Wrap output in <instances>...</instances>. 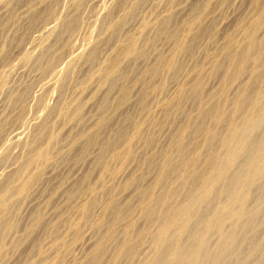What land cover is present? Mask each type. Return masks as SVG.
I'll return each mask as SVG.
<instances>
[{"label":"bare ground","instance_id":"1","mask_svg":"<svg viewBox=\"0 0 264 264\" xmlns=\"http://www.w3.org/2000/svg\"><path fill=\"white\" fill-rule=\"evenodd\" d=\"M12 2L13 0H8L7 6L3 7L8 8ZM42 2L43 5L38 6L36 3L29 7V14L26 15L29 24L38 19L45 22L56 15L59 0ZM130 2L131 0H119L113 7L117 10L124 9L128 4L132 6L130 4L133 2ZM207 3L200 0L195 4L193 2L194 9H198L195 10L196 17L204 18L210 12L207 10L205 13ZM84 5V0H73L72 9L66 18H62L58 26L50 25L52 26L49 29L50 34L53 33L50 43L49 41V44L45 43L35 56L27 49L28 42L22 44L26 41L23 38L28 35L30 29L25 33L24 28L23 34L19 35L22 42L19 53L23 54L26 61L32 59L41 69V74L49 75L48 78L56 72L60 62L62 63L65 58L61 48L68 44L70 37L68 34L72 35L79 24L81 8ZM256 7L250 15L252 17L249 20V27L245 30L243 43H240V46L239 44L232 46L233 41L230 39L228 43L227 40V44L221 48L223 60L212 62L213 67L209 71L212 75L220 71V89L212 93L207 108L200 105L204 92L205 94L208 92L205 90L207 87L203 86L207 73L202 75L203 73L198 72L195 76L189 73L192 66L197 67L199 56L206 50V42L211 36H207L208 31L210 28L216 30L218 27L217 17L209 21V24H212L210 28L207 24L208 27H205L206 25L201 27L205 24L201 23L196 26L191 36H184L181 35L182 32L180 33L178 23H175V17L167 16L169 14L163 16L162 13V19L154 26L149 27L150 22L141 20L143 31L135 35L131 32L136 20L130 24L128 20L133 14L131 16L125 14L119 23L111 25L114 38L107 40L110 43L104 42L106 45L103 48L100 41L105 39L102 38L88 47L87 53L80 59L68 54L66 67L61 76L59 73V95L56 103L53 102L54 106L49 108L37 125L35 124L25 153L19 157H13L10 151H2L0 154V174L1 170H4L0 179V264H49L53 261L60 264H264V226L260 225L264 224L260 222L264 219V103L258 107V92L261 93L263 90L260 88L258 90L259 83H255L260 76L264 82V74H259L257 70L264 64V1L263 5L258 4ZM12 8L14 9L13 6ZM111 10L108 9L110 12ZM132 10L131 12H135ZM110 12L107 14L111 18L113 15ZM12 14L11 9H8V13L1 18L3 26L9 27L13 24ZM181 14L183 16V13ZM202 14L204 15L201 16ZM105 18L98 23L99 32L102 31L101 28L110 26ZM112 19L114 20V17ZM226 29L227 32L228 27ZM122 36L125 38L122 39ZM17 38L19 37H16V41ZM163 38H170L173 45L168 46V49L161 48ZM177 53L183 54V58L179 57L181 60L176 58ZM6 55L8 54L3 53L0 58L5 59ZM82 60L88 64L85 72L83 71L86 76L88 73L93 74L94 65L98 63L100 74L98 73L96 84L98 85L100 81L109 83L108 87L102 88L96 97L97 101L91 103L89 108H86V100L94 92L96 84L89 91L88 89L80 90L79 93H76L78 90L75 91L70 100L66 101L74 72ZM2 61L0 60V63ZM159 76L167 79L168 77L178 79L181 76L180 81L186 76V84L183 81L184 84L179 88L181 95L184 99L193 97L198 103L193 106L199 107V115L196 117L182 110L185 116L184 127L175 125L173 131L171 128L172 132L167 134L166 141L161 145L157 144L155 138L157 124L159 129L161 124H167L165 121L174 117L176 110L179 111V106L176 101L164 104L161 111H158L162 115L161 123H157L158 112L153 111L151 102L154 99L156 102L157 99L154 90ZM0 80L6 78H1L0 75ZM235 81L237 90L234 89L237 94L231 100L228 87ZM32 84L29 83L23 90L17 92L12 88L15 92L14 106L12 105L14 110L26 100L30 89L32 90ZM216 85H219V80ZM228 100L235 106L233 111L240 112V116L235 120L225 116L228 112L225 114L224 104ZM122 106H125V112L120 110L121 114L124 113L123 117L121 114L119 116L120 112L116 116ZM94 108L98 109L96 115L86 119L87 114L95 111ZM243 109H247L248 113L244 111L246 114L241 115ZM24 112L21 105L16 110V118L14 116L13 118L16 121L22 120ZM31 113L34 114L33 111ZM60 116L66 123L63 128L61 125L63 120L56 123ZM241 116L245 118L244 123L242 122L244 126L238 122ZM169 125L171 124L168 123L167 126ZM3 126L4 124L0 122V134ZM17 129L11 131V136L15 139H19L23 134V131ZM186 130H189V133L185 135L183 132ZM198 134L201 135V142L195 144ZM63 141L66 142L63 144ZM237 141L240 143L238 150L230 147L229 142L237 144ZM121 145L125 148L123 155L129 160V164L121 174L116 176L113 172L109 174L111 183L110 178L98 180L99 186L108 184L104 191L105 199H102L96 190L97 187H91V184L93 180L100 178L101 170L107 168L106 158L118 157L115 150ZM0 146L1 149L3 146ZM75 146H79V150L73 153ZM149 146H153L151 150ZM67 147H70L69 151L63 154ZM173 149L189 155L175 163ZM61 157L64 159L72 157L71 162H75L74 166L86 163L80 175L72 177L68 184H65L67 175L56 173ZM133 162H137L140 169L144 167V172L138 175L137 165L136 168H130ZM233 162L234 166L231 165ZM59 169L58 167L57 170ZM175 177L178 179L176 186L172 185ZM206 186L207 188H204ZM252 189L256 193L249 196ZM57 192L63 203L70 197L73 203L76 200L79 223L71 235L72 238L75 234L78 237L82 232L85 236L82 237H87L77 245L79 254L75 253L76 249L70 252L69 247L65 245L66 242L58 243L61 228L68 225L64 218V210L72 206V203L59 207ZM133 196L134 200L131 199ZM89 197L90 200L87 201ZM200 201L205 202L203 204L205 210L203 207H201L203 210L196 208ZM137 203L141 208V222L134 219L133 215ZM195 210L198 213H195ZM191 215L193 217L188 218ZM151 226L155 227L153 232ZM53 233L56 235L49 236ZM214 233H219V240L214 238L217 242L211 239ZM148 234L152 238L150 251L149 248L141 249L143 245L140 247L144 236ZM46 241H49L51 250L46 248Z\"/></svg>","mask_w":264,"mask_h":264},{"label":"rangeland","instance_id":"2","mask_svg":"<svg viewBox=\"0 0 264 264\" xmlns=\"http://www.w3.org/2000/svg\"><path fill=\"white\" fill-rule=\"evenodd\" d=\"M6 1V2H5ZM43 0H13V2L11 3V6H9L8 8H6L5 6H7V3H8V0H0V40H2L1 42L7 44L4 45L1 43L0 44V56L2 57L3 53L4 54H8L6 55L5 59H1L0 60H3L1 63H0V75H1V78H6V80H0V111H1V115H0V122L4 124L3 126V129H2V133L0 134V145H2L3 147L0 149V154L2 151H10L11 154L14 156H21L25 153V150H26V144L27 142L29 141V139L31 138L34 130H35V126L38 124V122L41 120L42 116L44 114H47V112L49 111V108L51 106H54V104L56 103V100L58 98L57 95H59V89H58V83H59V78L60 76L62 75L63 73V70L65 69L66 67V61L68 60V57L69 55L68 54H71V57L74 56L76 57L77 59H80L82 58V56L85 55L86 52V49L88 47H90L92 44H95L96 42H98L100 39L103 38V40L105 39V41H100L102 43V48L106 45V43H108L109 41H107L108 39H113V33L111 31V25H116L117 23H119V21L122 19V16L124 17L125 14L127 16H131L132 14V18L129 19V23H134V21L136 22L135 26L133 27V30L131 32V34H135V35H139L143 29L141 28V20L143 21H148L147 23L150 22L149 24V27L150 26H154L156 22H158V20L162 19L163 16L167 15V16H173L175 17L176 21L175 23H178V26H179V29H180V33L181 35H184V36H191V34H193V32L196 30V28L201 24V23H205L203 24L201 27H204L206 24L209 26V28L212 26V24H209L213 18L217 19L216 20H219L217 21L218 23V27L215 29H211L208 31L207 33V36H209L210 38L208 39V41L206 42V50L201 53V55L199 56V59L197 60V67L194 65L190 68L191 72L189 74H193L194 76L196 74L199 73H203L202 75H205L206 73V82L204 83V88L205 90L207 89L208 90V94L206 95L205 92H204V95L202 97V100L200 101V105L207 108L208 107V101L210 102V97L211 95L213 96L212 93H216L218 91V89H220V71L219 73H216L215 74H211L210 71L213 67V64L212 62L214 63L215 61H218L221 62L223 60V56L221 54V48L227 44V40H228V43H229V40L232 42V46H235L238 45L240 46V43L242 44L244 39H245V30L247 27H249L250 25V18L252 16H250L253 12V10L255 8H257L256 6L259 4V5H263V1L264 0H261L260 2H258V0H200V1H207V8H206V11L205 13H207L206 16L203 17H196V9L195 8V3L198 2L199 0H141L142 4L140 1L138 0H131V3L130 5L132 6H128L126 8H122V9H118L117 8H114L116 6V2L118 3L119 0H89V2L87 0H84L85 1V5L84 7L81 8V13H80V21H79V24L76 26V28L73 30V34L70 35L68 34V44L66 46H64L63 48H61L62 52L61 53H65L64 54V60H63V64L60 62L59 64V68L57 67L56 69V72L51 74V76L48 78V76L46 75H43L41 74V69L36 65L34 64V62L32 61V59H29L28 61H26L24 58H23V54L19 53L20 49H22V47L20 48V46L22 44H24L25 42L27 44V49L29 51H31V55H37L36 53H38L41 49H42V46L46 43H50V41L52 40V37H53V33L50 34V31L49 29H51L52 26L50 25H53L54 27L57 25L60 24V21L62 18H66V16L68 15V13L70 12V10L72 9V5H73V0H59V3L58 6L56 7V15L53 17H51L50 19H48L47 21H43V20H36L33 21L32 24H29L27 22V16L29 14V11H30V8L32 5L36 4L38 6L40 5H43L42 2ZM111 1V2H110ZM138 1V2H137ZM176 1V2H174ZM88 2V3H87ZM137 2V3H136ZM140 2V4H138ZM170 2H171V5H170ZM194 2V4H193ZM262 2V3H261ZM19 3V4H18ZM62 3V4H61ZM201 3V2H200ZM14 4V5H13ZM139 5V8H138V5ZM181 4V5H180ZM193 4V5H192ZM3 5H5L3 7ZM17 5V6H16ZM88 5V6H87ZM108 5V6H107ZM134 5L135 8H134ZM170 5V6H169ZM12 6L14 7V9L12 8ZM36 6V7H38ZM87 6V7H86ZM91 6V7H90ZM114 6V7H113ZM189 6V7H188ZM64 7V9L62 8ZM111 7V8H110ZM129 7V8H128ZM137 7V9H136ZM175 7V8H174ZM247 7V8H246ZM59 8V9H58ZM168 8V9H167ZM189 12H188V10ZM192 8V9H191ZM2 9V10H1ZM6 9H7V12H6ZM8 9H11V12L13 13L12 14V21H13V24H11V26L9 25L8 26H3L2 25V22H1V18L4 17L7 13H8ZM13 9V10H12ZM25 9V10H24ZM63 9V10H62ZM83 9V10H82ZM108 9H114L113 11L111 10L108 11ZM128 9V10H127ZM132 9H135V10H132ZM167 9V10H166ZM213 9V11H212ZM117 10V12L115 11ZM127 12H126V11ZM132 11H135V12H131ZM172 10V11H171ZM186 10V11H185ZM194 10V11H192ZM196 10V11H195ZM208 10V11H207ZM15 11V12H14ZM25 11V12H24ZM84 11V12H83ZM119 11V12H118ZM121 11V12H120ZM124 11V12H122ZM129 11V12H128ZM139 11V12H138ZM177 13H176V12ZM186 13H184V12ZM67 12V13H66ZM112 14L111 18H110V15H108L107 13ZM137 12V13H136ZM175 15H173L174 13ZM17 16H16V14ZM28 13V14H27ZM58 13V14H57ZM124 13V14H123ZM128 13V14H127ZM131 13V14H129ZM162 13H163V16H162ZM180 13V14H179ZM183 13V16L182 14ZM189 13V15L187 14ZM193 13V14H192ZM5 14V15H4ZM10 14V12H9ZM62 14V15H61ZM109 16H107V15ZM116 14V15H115ZM136 14V15H135ZM171 14V15H170ZM191 14V15H190ZM201 14V13H200ZM210 14V15H209ZM213 14V15H211ZM27 15V16H26ZM180 15V16H179ZM185 15V17H184ZM195 15V16H193ZM204 14H202L201 16H203ZM209 15V16H208ZM102 16V17H101ZM121 16V18H120ZM160 16V18H159ZM178 16V17H177ZM182 16V17H181ZM207 16H208V19H207ZM211 16V17H210ZM215 16V17H214ZM82 17V18H81ZM103 17H106L105 19L108 20L110 26L106 27V28H101L102 31H100V27H99V24L102 20ZM114 17V20L112 19ZM135 17V18H134ZM187 17V19H186ZM120 18V19H119ZM142 18V19H141ZM178 18V19H177ZM179 18L181 20H179ZM184 18V19H183ZM196 18V19H195ZM211 18V19H210ZM219 18V19H218ZM241 18V19H240ZM112 19V20H110ZM132 19L133 22H132ZM82 20V21H81ZM178 20V21H177ZM184 20V21H182ZM187 20V21H186ZM204 20V21H203ZM206 20V21H205ZM223 20V21H222ZM16 21V22H15ZM39 21V22H38ZM140 21V22H139ZM234 21H236V23H234ZM181 22V23H180ZM183 22V23H182ZM224 22V23H223ZM229 22V23H228ZM249 23V24H246V23ZM47 23V24H46ZM52 23V24H51ZM112 23V24H111ZM130 23V24H131ZM175 23H173L172 25L174 26ZM180 23V24H179ZM29 24V25H28ZM49 24V25H48ZM197 24V25H195ZM226 24V25H225ZM246 24V25H245ZM34 25V26H33ZM127 25V24H126ZM205 26V27H208V26ZM21 26V27H20ZM30 26H33L30 28ZM50 26V28H49ZM172 26V27H173ZM184 26V27H183ZM197 26V27H196ZM246 26V27H245ZM13 27V28H12ZM45 27V28H44ZM48 29H47V28ZM79 29H78V28ZM96 27V28H95ZM98 27V28H97ZM228 27V33L226 32V28ZM26 29V32L30 29V31H28V35L26 34V36H24L25 38H23L24 40L26 41H23V43L20 41L21 40V35L23 34L22 32L25 31ZM94 28V30H93ZM225 28V29H223ZM4 29V31H3ZM6 29V30H5ZM96 29V30H95ZM186 29V30H185ZM188 29V30H187ZM193 29V31H192ZM195 29V30H194ZM231 29V30H230ZM225 30V31H224ZM191 31V33H190ZM211 31V32H210ZM97 32V33H96ZM19 33V34H18ZM95 33H96V37H95ZM226 33V34H225ZM4 34V35H3ZM21 34V35H20ZM49 34V36H48ZM93 34V36H92ZM237 34V35H236ZM20 35V36H19ZM25 35V34H24ZM99 36V37H98ZM112 36V37H111ZM16 37H19V41L17 40L16 41ZM51 37V38H50ZM124 36H122V39H123ZM46 38V40H45ZM67 38V37H66ZM125 38V37H124ZM236 38V39H235ZM5 39V40H4ZM7 39V40H6ZM15 39V40H14ZM49 39V40H48ZM51 39V40H50ZM95 41H94V40ZM9 40V41H8ZM12 40V41H11ZM28 40V41H27ZM11 41V43H10ZM16 41V42H15ZM172 41V40H171ZM170 41V38H163L162 40V45L164 46H161V48L163 49H168L167 47L170 46V45H173V43H171ZM240 41V42H239ZM14 42V43H13ZM106 42V43H104ZM236 42V43H235ZM22 43V44H20ZM48 43V44H49ZM110 43V42H109ZM2 45V46H1ZM10 45V46H9ZM6 46V47H5ZM32 46V47H31ZM33 46H36V47H33ZM100 46V48H101ZM166 46V47H165ZM8 50L9 53H8ZM36 50V51H35ZM12 51V53H11ZM72 51V53H71ZM7 52V53H6ZM2 53V54H1ZM84 53V54H83ZM16 54V55H15ZM19 54V55H18ZM15 55V56H14ZM81 55V56H80ZM10 58H8V57ZM14 56V57H13ZM67 56V57H66ZM20 57V58H19ZM183 58V54H179L177 53L176 55V58H178L179 60H181V58ZM17 58V60H16ZM63 58V57H62ZM13 60V61H12ZM10 63H9V62ZM12 61V62H11ZM65 61V62H64ZM84 61V60H82ZM81 61V62H82ZM4 62V64H3ZM79 64L78 68H76L75 72H74V77H73V80L72 82L70 83L69 85V89H68V92H67V97H66V101L70 100V96L78 90V92L76 93H79L80 90L83 91V90H87L89 91V89L95 85L97 83V80H98V77H99V64L95 63L94 65V68H93V71L91 73H88V75L86 76V74L84 73L85 72V69L88 67V64L84 62H82ZM29 64V65H28ZM87 64V65H85ZM11 65V66H10ZM31 65V66H30ZM65 65V66H64ZM83 65V67H81ZM85 65V66H84ZM21 66V67H20ZM252 66V65H251ZM34 67V68H33ZM251 67H249L250 69ZM35 69V70H34ZM196 69V70H195ZM210 69V71H209ZM248 69V71H249ZM62 70V71H61ZM83 72H81V71ZM198 70V71H197ZM259 74L263 75L264 74V64L260 67V68H257ZM17 71V72H16ZM26 71V72H25ZM23 72V73H22ZM59 73H60V76H59ZM99 73V74H98ZM187 73V72H186ZM84 74V75H83ZM184 74V73H183ZM209 74V75H208ZM48 78H46V77ZM217 76V77H216ZM259 76V75H258ZM209 77V78H208ZM262 76L259 77V80L258 81H255V83H259L257 89L259 90V88L261 89V91L263 90L264 91V82L262 81V79H260ZM166 78V79H164ZM164 78H161L160 76L157 77V79H160V80H157L156 79V88H155V96H156V102H155V99L154 101L151 102V107L153 109V111L155 112H158V111H161V107L164 105V104H168V103H171V102H178V106H179V111L176 110V114L174 115V117H172L171 120H166L165 123L167 122L170 123L171 125L167 126V124H161L160 126V129L158 127V124H157V128L155 129L156 132H155V138H157V144L161 145L163 142L166 141V138H167V134L169 135L170 132L173 131V129L175 128V125H180V126H183L184 127V124H185V116L183 115L184 112H187L189 113L191 116L193 117H196L199 115V107L197 106H193V105H196L198 104L196 101V99H194L193 97H185L184 99V96L181 95V92H180V87H182L181 85H183L185 82H186V79L187 77L186 76H183L182 77V81H180L181 79V76L176 79V78H170L168 77H164ZM170 78V79H169ZM14 79V80H13ZM162 79V80H161ZM257 79V77L255 78ZM9 80V81H8ZM214 80V81H213ZM218 80H219V85H216L218 84ZM179 81V82H178ZM184 81V83H183ZM217 83H216V82ZM15 82V83H14ZM53 82V84H52ZM177 82V83H176ZM214 82V83H213ZM237 81H235V85L233 84H230L229 87H228V92H229V98L232 100L234 98V96H236L237 94ZM2 83V84H1ZM29 83H33L31 85V88L32 90L30 89V92L28 93V95L31 96V93L32 91L33 92V95L30 97H28L27 95V98L26 100L19 104L16 108V110L21 107H23L24 109V115H23V118L22 120H17L14 119L16 118V110L13 109V104H14V96H15V92L18 91H21L25 88L26 85H28ZM39 83V84H38ZM19 84V85H18ZM186 84V83H185ZM51 85V86H50ZM97 85V84H96ZM109 83L106 82V81H100L99 84L97 85V87L94 89V92H92L91 96H89L86 100V108L90 107L91 103H93L95 100L97 101V98L98 95L100 94V92L102 91V88H106V86L108 87ZM206 85V86H205ZM213 87H212V86ZM39 86V87H38ZM34 87V88H33ZM88 87V88H87ZM14 91H12L13 89ZM17 88V89H16ZM56 89V92H54V90ZM79 88V89H78ZM169 88V89H168ZM184 88V87H183ZM236 90H235V89ZM7 89V90H6ZM9 90V91H8ZM14 92V93H12ZM235 90V91H234ZM47 91V92H46ZM153 91V92H154ZM170 91V92H169ZM263 91L261 93H259L258 91V107L263 105L264 103V95H263ZM46 92V94H45ZM236 92V93H235ZM35 93V95H34ZM37 93V94H36ZM44 93V94H42ZM69 93V94H68ZM234 94V95H233ZM45 95V96H44ZM231 95V96H230ZM36 96V97H35ZM43 96V97H42ZM183 96V97H182ZM35 97V98H34ZM39 97V98H38ZM41 97V98H40ZM182 100H181V98ZM29 98V99H28ZM31 98V99H30ZM190 98V99H189ZM261 98V99H260ZM38 99V100H37ZM41 99V101L39 100ZM54 99V100H52ZM209 99V100H208ZM36 100V101H35ZM43 100V101H42ZM231 100H228L227 103L224 104L225 106V116L227 118V116L230 117V119H234L238 116H240V112H234L233 109H234V105L232 103ZM27 101V102H26ZM35 101V102H34ZM45 101V102H44ZM34 102V103H33ZM42 102V103H41ZM53 102H55L54 104H52ZM196 102V103H195ZM207 102V103H206ZM31 103V104H29ZM33 103V104H32ZM155 103V104H154ZM26 104V105H25ZM230 104V105H229ZM13 105V106H12ZM28 105V106H27ZM33 105V106H32ZM35 105V106H34ZM45 105V106H44ZM199 105V106H200ZM2 106V107H1ZM157 106V107H156ZM11 107V108H10ZM39 107V108H38ZM124 107V108H123ZM29 108V110H28ZM31 108V110H30ZM2 109V110H1ZM95 111H93V113H89L87 114L86 116V119L90 118V117H93L94 115H96V112H97V108L93 109ZM125 112V106H122L119 108V110L117 111V115L118 116V112L119 113V116L124 115L121 114L122 112ZM124 110V111H123ZM182 110L184 112H182ZM7 111V112H6ZM12 111V112H11ZM34 112V114H32L31 112ZM233 111V112H232ZM248 113L247 109H243L242 112H241V115H243V113ZM44 112V113H43ZM133 112H135V110L133 109ZM27 113V114H26ZM42 113V115H41ZM161 112H158L157 114V119L159 122L157 123H161L160 119L162 117V115H160ZM182 113V114H181ZM245 113V114H246ZM32 114V115H31ZM121 114V115H120ZM135 114V113H134ZM180 114V115H179ZM7 115H9L7 117ZM37 115V116H36ZM14 116V118H13ZM34 116V117H33ZM182 116V117H181ZM7 117V118H6ZM25 117V118H24ZM135 117V116H134ZM244 116H241L240 119L238 120V122L244 126V119L243 118ZM182 118V119H181ZM13 119V120H10ZM138 119V117H137ZM2 120V121H1ZM27 120V121H26ZM56 123L58 122H62L61 125H62V128H63V125H65V121L63 119V117L61 118V116L56 119ZM182 120V121H181ZM16 121V122H14ZM157 121V120H156ZM243 122V123H242ZM20 123L22 126H24L22 128V126H20ZM238 123V125L240 126V124ZM19 124V125H17ZM36 124V125H35ZM60 124V123H59ZM71 126L73 125V122H71L70 124ZM69 125V126H70ZM28 126H30L29 128H27ZM68 126V127H69ZM11 127V128H10ZM20 128V129H17V128ZM32 127V128H31ZM34 127V128H33ZM170 127V128H169ZM31 128V129H30ZM62 128H60V132H62ZM172 128V131H170ZM239 128V127H238ZM21 130L23 131V134L20 136L19 139H15L11 133L12 130ZM29 129V130H28ZM26 130V131H25ZM227 130V129H226ZM10 131V132H9ZM33 131V132H32ZM189 130H186L183 132V134H188ZM163 132V133H162ZM11 133V134H10ZM157 133V134H156ZM7 134V135H6ZM3 136H6V137H3ZM3 137V138H2ZM22 137H23V141H22ZM162 138V139H161ZM165 139V140H164ZM25 140V141H24ZM201 142V135L198 134L196 136V139H195V144H197L198 142ZM8 142H10L11 144H9ZM66 141H63V144L65 143ZM5 143V144H4ZM16 143H18V145H16ZM234 143V144H233ZM230 144V147H233V148H236V150H238V147H239V142L237 141V144H235V142H229ZM14 145V146H12ZM16 145V146H15ZM21 147H20V146ZM18 146V147H17ZM25 146V147H24ZM122 146V145H121ZM120 148H116V152H115V155H117L118 157L117 158H112V157H107L106 158V165H107V168L105 170H101V176L100 178H98L97 180H93L94 182H92L93 184H91V187H97L96 190L98 191V194L99 196L102 198V199H105V195H104V191L107 189L108 187V184H104V185H101L99 186L98 185V180L99 179H102V180H108L110 178V175L109 174H112V172L114 173V176L116 175H119L122 173V171H124L123 169H125L127 167V165L129 164V160H127L123 153H124V147L122 146ZM1 147V146H0ZM24 147V148H23ZM151 147V148H150ZM153 146H149V150L152 149ZM228 147V145H227ZM20 150H19V149ZM70 147H67L65 148V150L63 151L64 153L63 154H66L69 150ZM77 148V149H76ZM16 149V150H15ZM18 149V150H17ZM23 149V150H22ZM79 150V146H75L74 147V151H72L73 153L74 152H77ZM201 150V149H199ZM13 151V152H12ZM202 151V150H201ZM223 152L225 153L226 151L223 149ZM15 153V154H14ZM19 155H18V154ZM22 153V154H21ZM120 153V154H119ZM172 155H173V158H174V162L175 163H179L180 160L184 159L185 157H187L189 154L186 153V154H182V153H178L177 150H172ZM190 153V152H189ZM239 152H236V154H238ZM152 154V153H151ZM226 154V153H225ZM193 155V153L191 154ZM1 156V155H0ZM92 156V154H91ZM71 158V159H70ZM123 158V159H122ZM67 159V160H66ZM73 158L72 157H64L60 159V166L58 165V167L60 168L59 170L58 167L56 169V173L57 172H61L63 173V175H67V179H66V182L65 184H68L70 183L69 181L72 179V177H76V176H79L80 173L82 172L81 169H83V167L85 166L84 165H81V164H77L74 166L75 162H71ZM235 160V159H234ZM63 161V162H62ZM70 162V163H69ZM235 162V161H234ZM231 163V165L234 164ZM73 163V164H72ZM80 163V162H79ZM68 164V165H67ZM138 163L137 162H133L132 165L130 166V168H136V165ZM134 166V167H133ZM234 166V165H233ZM3 167V166H2ZM77 167V168H76ZM79 167V168H78ZM76 169V170H75ZM80 169V170H79ZM137 174L139 175V173L141 174L142 172H144V167H142L141 169L139 168V166L137 165ZM99 170V171H100ZM74 171H76V173H74ZM2 172H4V170H1V174H0V179L2 178ZM68 172V173H67ZM65 173V174H64ZM71 174H75L74 176L71 175ZM70 175H71V178H70ZM147 175V174H145ZM55 176V175H54ZM56 179V177H55ZM54 181V179H53ZM112 182V179L110 178V183ZM172 185L176 186L178 185V179L177 177L174 178V181L172 183ZM64 186V185H63ZM204 188H207L204 187ZM60 189V188H59ZM58 189V190H59ZM211 190L213 189V187L210 188ZM209 189V190H210ZM210 190V191H211ZM253 191V189L251 190ZM249 193V196L254 194L255 191ZM59 192L56 193V196ZM256 193V192H255ZM59 195V194H58ZM91 197V196H90ZM90 197L89 199H87V201L90 200ZM134 200V196L131 198ZM57 201H59V207H65V205L67 206L69 203L71 204L72 203V206L70 205L69 208L65 209L64 210V218L66 220V225L65 227L61 228L62 230L60 231V234H61V238L58 240V243L60 242H63L65 243L66 246H68V250L70 252H72V250H75L78 246V244L80 242H83L87 239L84 238V234L81 232V235H79L77 237V235L75 234L74 235V238H72L73 236V230L74 228L76 227L77 223H79V219H78V208L76 207V200L74 201V203L72 202L71 200V197L70 198H67L65 200V202L63 203V201L61 200V196L59 195L57 197ZM132 201V200H131ZM205 203V202H204ZM203 201H200L199 202V205L196 207L201 210H203ZM62 204V205H60ZM203 207V208H201ZM208 208V207H207ZM68 210V211H67ZM205 210V208H204ZM67 211V212H66ZM194 212V211H193ZM195 213H198L197 210H195ZM134 219L138 220L139 222H141V218H142V214H141V208L139 206V204L137 203L136 206H135V210H134ZM189 217H193L192 215L191 216H188ZM140 218V219H138ZM192 220V218H190ZM189 219V220H190ZM188 220V221H189ZM190 220V221H191ZM189 221V222H190ZM264 219H262L260 222L264 223L263 222ZM261 226H264V224H260ZM67 227V228H66ZM151 231L153 232L155 230V227L151 226ZM65 230V231H64ZM64 231V232H63ZM63 232V233H62ZM72 232V233H71ZM59 233V232H58ZM98 233V232H97ZM72 234V235H71ZM56 233H53L52 235H49L51 237L55 236ZM149 235V234H148ZM145 235L143 240L141 241L142 244H140V247L141 245H143L141 249H144L147 250V248H149L148 251H150L152 249V242L151 241V236L149 235ZM84 236V237H82ZM98 236V234H97ZM95 235V237H97ZM72 239H71V238ZM149 238V239H148ZM216 238L217 240H219V233H214L212 235V240H214V242L217 240L214 239ZM81 239V240H80ZM71 240V241H70ZM148 240V241H147ZM144 241V242H143ZM149 243V245H146L147 242ZM68 242V243H67ZM49 241H46L45 242V245H46V248L48 250H51V246H50V243ZM72 244V246H71ZM145 244V245H144ZM50 246V247H49ZM74 246V248H72ZM149 246V247H148ZM49 247V248H48ZM151 247V248H150ZM65 248V246H64ZM67 249V248H65ZM140 249V250H141ZM77 251V252H76ZM75 253L79 254V250L76 249ZM84 255V253H83ZM86 256V255H85ZM18 257V256H16ZM86 258V257H85ZM22 260V259H20ZM19 260V261H20ZM49 264H60L58 263L57 261H53L52 263L49 262ZM62 264V263H61ZM65 264V263H64Z\"/></svg>","mask_w":264,"mask_h":264}]
</instances>
